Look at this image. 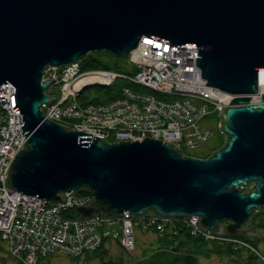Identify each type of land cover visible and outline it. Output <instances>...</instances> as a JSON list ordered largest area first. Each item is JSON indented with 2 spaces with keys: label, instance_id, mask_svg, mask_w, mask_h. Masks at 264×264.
I'll return each mask as SVG.
<instances>
[{
  "label": "water",
  "instance_id": "water-1",
  "mask_svg": "<svg viewBox=\"0 0 264 264\" xmlns=\"http://www.w3.org/2000/svg\"><path fill=\"white\" fill-rule=\"evenodd\" d=\"M150 37L193 54L195 75L178 82L212 87L222 93L217 102L230 103L218 113L224 144L210 156H184L174 144L144 136L89 140L85 131L42 117L40 107L54 98L44 94L52 81H41L46 67L102 50L126 56ZM5 83L14 87L25 140L5 188L49 203L86 189L93 201L73 209L78 219L124 211L195 215L203 232L264 239V230L242 227L264 208V0H0ZM245 186L250 190L242 192Z\"/></svg>",
  "mask_w": 264,
  "mask_h": 264
},
{
  "label": "built area",
  "instance_id": "built-area-1",
  "mask_svg": "<svg viewBox=\"0 0 264 264\" xmlns=\"http://www.w3.org/2000/svg\"><path fill=\"white\" fill-rule=\"evenodd\" d=\"M192 58L186 47L150 37L148 44L138 42L126 55L127 64L136 69L133 75L105 70L80 71L79 61L63 67H46L41 81H52L44 94L54 98L40 107L42 117L68 130L85 131L90 138L100 137L104 142L141 140L144 136L172 143L184 153L211 134L210 130L200 129L198 121L209 113L218 115L230 105L217 102L222 98L219 90L178 82L186 75H195ZM116 78L131 82L141 90L122 86L119 97L107 103L81 105L77 102L76 97L84 88L108 87ZM13 94L12 85H0V239L8 253L21 264H36L39 259L54 254L75 258L98 248L103 239L117 240L123 250L130 252L134 249V227L162 231L165 227L181 225L191 236L206 241L226 238L201 231L195 215L129 217L124 211L81 219L65 218L61 210L89 204L91 194L62 192L59 196L63 202L49 203L36 196L26 199V195L5 188L3 180L8 165L25 142L19 131L22 122H18ZM159 95L174 98L164 99ZM226 242L233 248L250 250L264 263V256L241 239L228 237Z\"/></svg>",
  "mask_w": 264,
  "mask_h": 264
},
{
  "label": "trees",
  "instance_id": "trees-1",
  "mask_svg": "<svg viewBox=\"0 0 264 264\" xmlns=\"http://www.w3.org/2000/svg\"><path fill=\"white\" fill-rule=\"evenodd\" d=\"M103 56L111 57L114 60L123 59V61L126 62V56H115L112 53L104 50L88 52L84 56H82V58L79 60L78 64L80 71L94 69V70L113 71L123 75H133L136 73V69L134 68L130 67L128 71H122L118 63L104 62L101 58ZM122 86H125L128 89L134 91L141 90L140 87L136 86L131 82H127L121 78H116L112 82V84L107 87V94L104 96V98L94 97L91 99H86L82 96V91H81L77 95L76 100L81 105L107 103L119 97L120 88ZM159 96L164 99L174 98L169 95H159ZM218 122H219V118H218ZM224 138H226L225 135ZM224 138L220 141L217 147L213 148V151L219 149L224 144ZM180 154L184 156H190L188 154H184L181 152ZM210 155L211 152H209L208 154H206L201 158H206ZM247 187L248 186L243 187L244 189H242V192L249 191L250 188L248 189ZM75 193L90 194V192L86 189L76 190ZM60 214L65 218L76 216L74 210L72 209L61 210ZM147 230L151 231L154 235L152 249L148 253H143L138 259L134 260L132 263L129 264H208L202 262L201 260L202 259L205 260L211 256L234 258L235 256H238L241 252L247 253L246 256L247 264H264L255 254H253V252H251L248 249L245 250L244 248H240V247L233 248V246L226 241H224L223 243L217 241H206L201 237L191 236L186 230V228H184L181 225H175L171 227V229H167L165 227L162 231H157L154 229H147ZM235 237L248 243L252 248H255L257 250V240L255 238H250L246 236H235ZM105 240L106 239H103L99 247L92 252H97L103 246ZM115 242L119 245L117 240H115ZM19 264L21 263L19 262ZM101 264H110V262L101 263Z\"/></svg>",
  "mask_w": 264,
  "mask_h": 264
},
{
  "label": "rangeland",
  "instance_id": "rangeland-1",
  "mask_svg": "<svg viewBox=\"0 0 264 264\" xmlns=\"http://www.w3.org/2000/svg\"><path fill=\"white\" fill-rule=\"evenodd\" d=\"M106 63H118L122 71H128L130 66L123 59L114 60L111 57H101ZM94 70V69H92ZM107 94V87L89 86L82 90V96L86 99L94 97L104 98ZM200 129L210 130L211 134L205 138L201 143L190 149H185L184 154H188L193 157H203L209 152L213 151V148L217 147L220 141L224 138V134L218 128V116L209 113L204 116L199 122ZM76 131V130H73ZM78 132V131H77ZM106 141V140H105ZM111 141H106L110 143ZM88 205V204H87ZM85 205V206H87ZM171 227V226H169ZM171 229V228H170ZM135 248L132 252L123 250L115 241L107 240L104 246H102L97 252H84L80 256L70 258L64 255H51L39 259L37 264H129L138 259L143 253H148L153 247L154 235L149 230H144L140 227L133 228ZM223 236V235H222ZM228 237L239 239L233 236H226L222 240H213L217 242H224ZM232 240V239H231ZM115 242V243H114ZM257 250L264 256V242L257 241ZM101 251V252H100ZM247 253L241 252L234 258L211 256L207 259H202V262L208 264H247ZM0 264H19V261L9 255L6 249L5 243L0 239Z\"/></svg>",
  "mask_w": 264,
  "mask_h": 264
},
{
  "label": "flooded vegetation",
  "instance_id": "flooded-vegetation-1",
  "mask_svg": "<svg viewBox=\"0 0 264 264\" xmlns=\"http://www.w3.org/2000/svg\"><path fill=\"white\" fill-rule=\"evenodd\" d=\"M264 208H261L260 212L257 213H253L250 217H249V222L244 223L243 229H247L249 226H254L256 229H260V230H264V223L262 224V221L264 220ZM227 222H222L221 224H226ZM247 233H249L248 231H246ZM246 237H250V238H255L257 241L260 240V243L264 242V239H258L259 236L254 233V235H244ZM257 237V238H256Z\"/></svg>",
  "mask_w": 264,
  "mask_h": 264
},
{
  "label": "bare ground",
  "instance_id": "bare-ground-1",
  "mask_svg": "<svg viewBox=\"0 0 264 264\" xmlns=\"http://www.w3.org/2000/svg\"><path fill=\"white\" fill-rule=\"evenodd\" d=\"M258 88H259L260 90H264V85L258 86ZM254 102H258V101H253V102H251V103H254ZM89 140H91V138H89Z\"/></svg>",
  "mask_w": 264,
  "mask_h": 264
},
{
  "label": "crops",
  "instance_id": "crops-1",
  "mask_svg": "<svg viewBox=\"0 0 264 264\" xmlns=\"http://www.w3.org/2000/svg\"><path fill=\"white\" fill-rule=\"evenodd\" d=\"M106 241H107V240H105V242L103 243V246H104V244L106 243ZM114 243H115V242H114Z\"/></svg>",
  "mask_w": 264,
  "mask_h": 264
}]
</instances>
